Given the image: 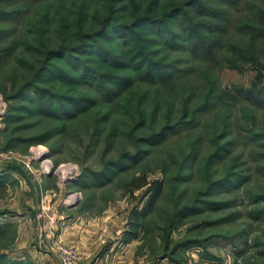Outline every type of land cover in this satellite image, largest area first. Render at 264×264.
<instances>
[{"label": "rangeland", "instance_id": "1", "mask_svg": "<svg viewBox=\"0 0 264 264\" xmlns=\"http://www.w3.org/2000/svg\"><path fill=\"white\" fill-rule=\"evenodd\" d=\"M110 1L0 0V264H264V0H197L136 63L99 38L82 78L52 51Z\"/></svg>", "mask_w": 264, "mask_h": 264}, {"label": "trees", "instance_id": "2", "mask_svg": "<svg viewBox=\"0 0 264 264\" xmlns=\"http://www.w3.org/2000/svg\"><path fill=\"white\" fill-rule=\"evenodd\" d=\"M110 1V0H109ZM183 0L181 3L176 5H171L170 7H167V4L164 3L162 6L157 7V5L154 6H145L143 7L141 4L138 6H135L134 9L126 11L122 9V7L116 8L115 5L112 4V1H110L109 5H107L106 10L108 11L105 17L103 18L101 28L99 30L97 29H89L88 31H82L79 35V40L75 42V44H66V45H60L58 49H55L52 51L54 54H62L66 57H72V59H78L81 62V65L77 67L78 71L81 72L82 78H85L88 73H83V66L85 67V61H83V55L86 53H89L88 50H97L96 53H99L101 56L105 53L102 51V47H96L94 43L99 44L100 40L99 38H123L128 45L132 48L131 51H128L130 58L132 60V63H136V56L140 55L142 58H144L145 54H148V51H146L144 48L146 45L150 44L151 41L153 42L154 39L151 37H147L148 33H155L159 37H164L166 41L168 42L169 38L171 36L175 39L182 40L184 37H180V33L178 31H175L170 28V22L178 17H181L183 13H187V8L194 5V3L197 2V0H192L189 3ZM233 4L237 5V0H230ZM201 5H204L202 3ZM261 14L264 15V10L262 8H259ZM126 12V14H125ZM208 24V23H207ZM204 28V27H203ZM211 28V27H208ZM206 29V28H205ZM254 31L257 33V35L264 37V26L263 27H254ZM198 30L200 29H193L191 31V36L189 33H187L188 37L186 40H191L193 37H195V34H198ZM195 33V34H194ZM199 36V35H198ZM184 40V41H186ZM180 44L176 43V46H180ZM112 51V50H111ZM109 58L108 61L116 64L115 67H119L120 65L123 66V62H129L126 57L120 61L119 55L116 53H107ZM59 56V55H58ZM126 56V55H125ZM252 60L254 57H250ZM229 61L232 60V58H227ZM145 65L144 69L141 67L139 69L145 70L148 75H158V72H164L161 68H166L165 63H161L160 61H152L151 59H145ZM255 58L252 60L254 61ZM83 65V66H82ZM136 65V64H133ZM51 66V63H46V65H43L42 68L45 69V73H50L49 67ZM264 72V66L260 67V71L258 74V77H261ZM92 73H95V71L92 70ZM108 74V73H107ZM106 73L103 74L104 77L107 76V78H113L115 76H118V72L113 74L112 72H109L110 75H107ZM34 82L29 83L25 88L30 89L34 87ZM138 182V180H136ZM135 181V182H136ZM161 183V182H160ZM140 185V184H139ZM138 185V186H139ZM162 184L158 185L157 192L160 193L162 191Z\"/></svg>", "mask_w": 264, "mask_h": 264}, {"label": "built area", "instance_id": "3", "mask_svg": "<svg viewBox=\"0 0 264 264\" xmlns=\"http://www.w3.org/2000/svg\"><path fill=\"white\" fill-rule=\"evenodd\" d=\"M68 264H74L73 261L72 262H69Z\"/></svg>", "mask_w": 264, "mask_h": 264}]
</instances>
